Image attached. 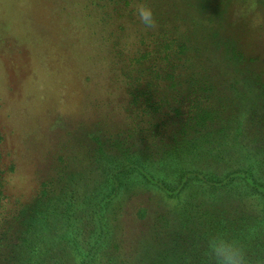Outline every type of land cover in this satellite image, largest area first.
Instances as JSON below:
<instances>
[{
    "label": "rangeland",
    "instance_id": "obj_1",
    "mask_svg": "<svg viewBox=\"0 0 264 264\" xmlns=\"http://www.w3.org/2000/svg\"><path fill=\"white\" fill-rule=\"evenodd\" d=\"M141 8L151 9V24L141 19ZM165 23L178 39L201 45L212 76L225 79L221 86L264 72V0H0L1 246L23 244L17 255L31 264H105L100 251L82 257L108 233L101 252L117 238L132 263L154 226L165 224L157 223L158 215L163 219L170 199L138 180L136 171L110 177L126 165L117 160L115 144L139 151L152 140L142 131L150 122L134 111L135 91L125 82L138 65L122 60L143 52L139 39H154ZM212 39L243 57L222 69L225 49H215ZM97 143L104 149L92 155ZM64 147L71 151L62 174L58 156L64 151H58ZM73 172L74 180H66ZM50 179L42 194L41 184ZM120 187L128 191L97 213L107 191ZM43 208L45 231L52 233L44 236L43 225L28 232V219L21 222L18 214L30 220Z\"/></svg>",
    "mask_w": 264,
    "mask_h": 264
},
{
    "label": "trees",
    "instance_id": "obj_2",
    "mask_svg": "<svg viewBox=\"0 0 264 264\" xmlns=\"http://www.w3.org/2000/svg\"><path fill=\"white\" fill-rule=\"evenodd\" d=\"M166 27V23L162 25L165 30L154 39H139L144 51L122 60L126 67L138 65L136 76L124 75L125 82L135 91L134 111L150 122L142 131L150 132L152 140L139 151L115 144L117 160L126 165L110 177L118 180L121 174L136 171L138 180L172 202L163 219L158 215L157 223L165 219V224L154 226L153 240L133 256L134 262L264 264V72H250L242 80L221 86L225 79L212 76L207 66L211 62L203 57L201 45L178 39ZM212 44L215 49L224 46L222 69L243 57L239 49L227 51L221 39H212ZM150 135L144 134L147 138ZM97 144L92 155L104 149V144ZM64 148L58 151H64L58 156L62 174L67 169L64 154L71 151ZM59 170L57 177L63 179ZM76 174L70 173L66 180L73 181ZM52 183L54 179L41 184L42 194ZM125 191L124 187L110 188L95 211L112 207ZM140 210L147 212H136ZM23 213L18 218L21 215V222L28 219V232L34 233L43 225L44 236L52 233L45 231L48 221L41 217L46 213L44 208L39 217L30 220L29 214ZM107 235L99 237L92 255L87 252L82 259L93 258L100 251L97 254L105 264H134L125 258L117 238L101 252ZM0 242L3 245L2 238ZM6 243L0 245V264H31L17 255L25 248L23 244Z\"/></svg>",
    "mask_w": 264,
    "mask_h": 264
},
{
    "label": "clouds",
    "instance_id": "obj_3",
    "mask_svg": "<svg viewBox=\"0 0 264 264\" xmlns=\"http://www.w3.org/2000/svg\"><path fill=\"white\" fill-rule=\"evenodd\" d=\"M139 15L144 22L149 23V24L153 22V16H152L151 9L141 8L139 11Z\"/></svg>",
    "mask_w": 264,
    "mask_h": 264
}]
</instances>
